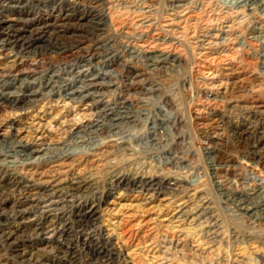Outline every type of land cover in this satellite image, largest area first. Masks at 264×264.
I'll use <instances>...</instances> for the list:
<instances>
[{
    "label": "rangeland",
    "instance_id": "1",
    "mask_svg": "<svg viewBox=\"0 0 264 264\" xmlns=\"http://www.w3.org/2000/svg\"><path fill=\"white\" fill-rule=\"evenodd\" d=\"M7 1L0 0V90L10 96L0 99V198H11L0 201V264H17L10 254L13 248L25 251L24 257L34 258L38 264L55 262L58 254H63L56 241H40L32 213L15 221L5 218L18 209L32 210L44 189L51 187L60 190L54 199L61 198L63 209L53 212L57 218L48 226L57 231V240L65 247L76 249V254H68L74 256L68 264H105L94 257L97 253L111 254L106 264H124L112 256L118 248L131 253L135 264H264V213H246L243 207L247 204L242 203L264 204V140L252 150V144L236 142L231 131L237 122L241 131L251 123L247 135L250 143L264 136V0L252 5V13L248 6L238 4L240 0H102L96 13L107 19L112 41L108 50L130 60L128 48L139 45L141 23L148 20L159 32L154 31L149 41L180 57L178 63L159 72L139 61L79 65L89 60L90 48L66 58L56 52L42 57L30 54L22 42L11 41ZM179 3L188 5L195 20L186 28L163 32L166 17ZM222 8L231 12L223 14ZM13 12L21 19L17 25L22 27L19 33L24 38L32 35L31 29L54 20L46 11L30 5L17 6L15 11L12 8ZM60 19L59 15L56 20ZM75 19L70 22L74 24ZM211 25L224 26L231 35L233 50L228 54L243 79L232 96L222 92L214 100L204 90L206 79L196 39L198 30ZM66 31L80 30L69 27ZM45 38L36 39V43L45 45ZM145 67L149 70L142 71L134 91L143 84H154L159 92L148 110L143 114L139 111L141 120L126 123L109 135L89 130L87 125L117 100L122 72ZM109 70L111 75H103ZM94 75H100L98 81L105 76L106 84L113 81L105 94L86 86ZM72 90L76 94L70 97L67 94ZM202 105L217 106L223 115L217 130L222 141L217 145L207 137V127L214 124L204 126L206 121L197 119L196 111ZM160 108L171 123L159 130L160 144L143 145L139 139L150 135L147 116L157 115ZM124 139L127 142L120 144ZM123 145L132 146V151L124 150ZM22 146L33 155L27 162L19 155ZM167 150L171 152L169 159L164 158ZM73 182L81 186L75 195L70 191ZM133 182H139L141 188H134ZM148 182L158 187L169 182L171 188L166 193L154 189L150 196L145 189ZM259 185L261 188L256 189ZM26 190L31 191L29 197L16 201L14 197ZM180 203L186 207L184 214L176 213ZM93 204L97 220L87 226L79 224L77 213ZM4 227L16 232L10 248L2 237Z\"/></svg>",
    "mask_w": 264,
    "mask_h": 264
},
{
    "label": "bare ground",
    "instance_id": "2",
    "mask_svg": "<svg viewBox=\"0 0 264 264\" xmlns=\"http://www.w3.org/2000/svg\"><path fill=\"white\" fill-rule=\"evenodd\" d=\"M101 1L102 0H8L7 3L9 4V8H10V12H11V14L9 16V23H10L9 29H10V33L12 34L11 41L14 42V44H16L18 41L22 42L21 45L28 48L27 50L29 51L30 54L37 55L38 57H42L43 55H46L47 53L50 54V53L56 52V54L59 57L66 58V57L75 55L76 53H80L81 51H84V50L90 48L92 50L91 55H89V57L86 58L89 60L78 62V63H80L79 65L88 64V63H97V64H99V63H102V64H113V63L114 64H117V63L123 64L124 63V64L128 65L129 63H131V61H139V62L144 63V65L151 66L152 71H158L159 72V71H163V70L167 69L170 66L175 65L176 63H178V61H180V57L178 55L168 53L164 49L158 48V45L156 43L149 41V38L151 37L150 35H153L154 31H155V33H159V32H158L157 28L151 27L150 23H148V20H144L141 23L143 28L141 31H139V45L137 47H132L131 49L128 48L130 60H124L123 58L118 56L115 51L114 52L109 51L107 46H109L108 44L111 43L112 41L109 39L108 33H107V27H108L107 19H105V17H101L100 15H98L96 13V7L98 6V4L101 3ZM2 2H4V1H2ZM256 3H258V0H240L238 4L248 6L249 7V13H252L253 10L255 9V6H252V5L253 4L256 5ZM28 5H30V7L40 8V9L46 11L49 15L54 17V20L46 21L40 25L38 24L39 25L38 27L31 29L30 34H32V35L29 38H24L19 33L22 30V27H19L17 25V22H19L21 19L17 16V14H14V12L12 13V8L15 11V8L17 6H20V8H23V7H26ZM237 11H240V10H237ZM221 12L223 14H225V13H230L231 10L222 8ZM59 15H60L61 19L59 21H57L56 19ZM170 15H171L170 17H166L165 23L162 25V31L166 32V33L174 32L177 28H186V25L190 20H195V16L193 14H191V11L188 9V5H185V4H180V3L176 4V5L174 4L173 10H172ZM72 17H76V19H75L76 23L74 22V24L70 22ZM27 21H29V20H27ZM69 27L78 29L80 31H79V33H77V32L76 33H72V32L68 33L66 31V29H69ZM223 27L218 28V27H214L213 25L204 26L202 29L198 30L199 35L196 36V39L199 42V47H200V51L198 54L200 55L199 58L201 60V65L203 68L202 76L206 79V83L204 84V90L206 92H208L209 94H211V96H214L212 98L213 100L215 99V97H217L218 94L223 95L222 92H224V94L229 93V95L232 96L234 93V90L236 92L237 91L236 89L241 88L242 85L239 86V84L243 80L238 65H235V60L233 58L229 57L228 51L230 49L233 50V47H230L231 42H229L230 41L229 38L231 35L227 34L228 30H225ZM227 27L229 28L230 26L228 25ZM259 28L261 29V27H259ZM261 30H263V29H261ZM255 32H257V31H255ZM258 32H259V34H261L260 31H258ZM44 37L48 38V39L45 38V41H47V43L45 45H42L39 42L36 43V39H44ZM257 38L260 39L261 36L257 35ZM158 39L160 40V42L163 41V38H161V37ZM218 48L219 49L221 48L220 52L218 51ZM20 51H22V50L20 49ZM222 52H226V53L222 54ZM94 59H98V60L94 61ZM71 60H73V59H71ZM141 69L142 70H138L137 72L133 71V70H129V71L127 70V71L122 72V79H121V82H119L120 84L117 87L118 91H119V95L117 97V100L113 104L110 103L111 105L109 104L106 107V109L104 108L102 111L103 113H100L94 122H92L90 125H87L89 130H91L92 132L93 131H95V132L101 131V133H105L106 135L107 134L109 135L110 132H112L113 130H116L117 128L120 129L121 126L126 125V123H131V122H136V121L141 120V114H143L144 110H148L149 103L151 102V100H153V98H155V96H157V94L159 92V88L156 87V85H154V84L147 85V86H146V84H143L141 86V88L134 91V86L136 84H138L137 78L142 75V71H148L149 70L148 67L141 68ZM110 72H111V70L104 72L103 75H111L112 73H110ZM103 75H101L102 81L97 80L100 77V75H98V76L94 75L95 77H92L90 79L88 78V80H89L88 84H86V82H85L88 89L98 90V91H100V93L105 94L104 90H109V88L112 85L111 83H113V81L108 80L109 83L106 84V81L105 82L103 81V79L105 78V76H103ZM223 79H225L226 81L225 80L223 81ZM214 82H218L217 85L214 84ZM121 83H122V85H121ZM113 90H116V89H113ZM113 90H110V91H113ZM10 91L12 92V90H10ZM74 94H76V91L72 90L67 95H69L71 97V96H74ZM9 97L10 96L8 93L0 90V99L1 100H7ZM133 100H135V102H133ZM219 109L220 108L217 106H204V105H202V107L198 108L196 111L197 119H199V120L204 119L206 121V123H204V126L214 124L213 127H207V137H211V138H209V139H212L211 140L212 142H210V143L211 144L214 143L215 145L219 144L222 141V138L218 136L221 133H219L217 131V130H219L218 128H220V125H218V121L219 120L223 121V115L219 113ZM140 110H141V114L139 112ZM158 111H159V113L155 116L149 117L146 115L147 116V123H148L149 129H150L148 134H150V135L145 139H141V138L139 139L143 145L147 146L150 144H160L162 142V138H161V135L159 136V130L162 129L163 126L166 127L169 123H171V121L167 117L168 115L163 113V109L160 108ZM249 118H247V119H249ZM244 121L248 122L249 120H244ZM201 125H203V124L201 123ZM249 125H251V123H248L246 125V129L241 131L240 128L238 129L239 126H238V122H237L236 125L231 128V131H232V136L235 138V140H237L236 142H242V141L248 142L249 145L252 144V148H253L252 150H254V148H258L257 143H260L262 140H264V136L259 135L258 140H254L250 143V139L247 136L249 133V127H250ZM250 132H252V130ZM252 137H254V136H252ZM111 141H113V140H111ZM126 142H127V140L124 139V140L120 141V144H124ZM21 148H22V150L19 151V155L24 157V161L26 160V162H27L28 160L32 159V157H33L32 153L31 152L29 153L26 150L25 146H22ZM123 148H124V150H130V151H132V149H133L132 146H129V145H123ZM170 154H171L170 151H168V150L165 151L164 158L169 159L171 156ZM173 155H174V153H173ZM15 162L13 159V163H15ZM20 162L22 163V161H20ZM119 181L121 182V180H119ZM132 184L134 185V188H138V187L141 188V184L139 182L138 183L133 182ZM167 184H169V182H167L164 187L163 186L158 187V185L152 184V182H150V183L148 182V184H145L147 186L145 189H146L147 193L150 194V196H151V192L154 189H156V191H159L160 193H166V191L171 188V187L169 188L167 186ZM80 188H81V186L78 185L77 182H73L70 191H72L75 195ZM257 188L259 189V188H261V186L259 185L256 187V189ZM44 190L45 191L42 193V196H40V199L36 202V204L34 206H31L32 210L29 209V211H28L26 209H24V210L18 209L19 210L18 211L16 209L17 210L16 212H14L13 214H11L9 216H6L5 218L7 219V221H10V220L15 221L16 218H24L26 216V214L32 213L36 217L37 222L35 224V232L37 233V235H39L41 237L40 241L45 239L47 241V244L50 242L54 243L56 241L58 243V245L60 246L59 250H61L63 253L62 255L58 254V256L55 258L56 259L55 262H50V263H43L42 261L41 262L43 264H57V263L68 264V263H71V262H73L72 260H73L74 256L68 257V254L69 253L76 254V249H73V246H72V248L65 247L64 243L62 244L61 241L57 240V231L52 230L48 226V223L50 221H52L54 218H57V215H55L53 212L58 213L59 211H61L63 209V207L61 205L62 204L61 198H58L59 200L54 199L55 196L57 197V194L60 192V190L57 189L56 187H51L50 190H47V189H44ZM8 191L9 190H7V192ZM111 191H113V190H111ZM30 194H31V191L26 190V192L21 194L19 197L15 196L14 198L16 201H22L23 199H27V197H29ZM77 196H79V195H77ZM9 198H11L10 195L8 197H6V199H4V197H1L0 201L2 202L4 199L6 202ZM148 199L150 200V197H148ZM63 201L68 202L67 200H63ZM147 203L152 204V201H149ZM242 203L247 204V206L243 207V211L246 213L252 214L254 211H257V210L264 213V204L263 203H262V205H256V206L251 205V203L248 200H243ZM114 205H118V203L115 201ZM152 205H154V204H152ZM153 207H155V206H153ZM151 208H150V210H151ZM177 208H178V210L176 211V213H178V214L179 213L184 214L186 211V210H184L186 207L183 205V203L178 204ZM119 211H120L119 209L116 210V212H119ZM10 212H11V210H10ZM191 213H192V211H191ZM59 214L62 216L63 213L60 212ZM77 214L78 215H77L76 219H78L79 224H83V225L85 224L87 226L88 224L91 225V223H94L95 220H97L96 219L97 217L96 218L94 217L96 214V208H95L94 204L91 205L88 210H85V211L80 210V212ZM1 217H2V215H0V218ZM1 220L2 219H0V221ZM164 221H169V219L165 218ZM43 223L46 226H43L44 225ZM1 233H2V237L4 239V242L10 248V244L14 243L11 240L13 237H15L14 235L16 232L13 229H10L8 227H4L1 231ZM33 237H34V235H33ZM36 239L39 241V237H37ZM66 240H68V238ZM175 245H177V244H175ZM11 249H12V246H11ZM118 249H117V251H115L112 254L114 259H118V260L122 259L125 262L124 264H135L133 261H131V253H129L128 251H127L128 252L127 253L122 249H119V250ZM12 251L15 253L11 252L10 254H12L13 259L14 258L17 259V261H16L17 264H30V263L38 264L37 261L34 260V258L24 257V256H26L25 251H20L19 249H16V248H13ZM195 251H196V249H195ZM42 252H43V250H42ZM93 253H96V252H93ZM104 253H105V251H104ZM176 253H177V251H176ZM110 255L111 254L97 253V255H95L94 257L97 260H101V261L105 262V264H106V262L111 261ZM18 258H21V259H18ZM100 263H99V261L98 262H90V264H100ZM39 264H41V263H39Z\"/></svg>",
    "mask_w": 264,
    "mask_h": 264
}]
</instances>
